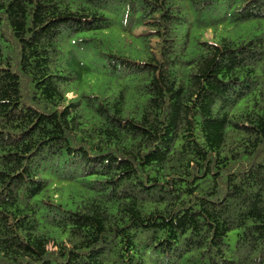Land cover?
<instances>
[{"label":"trees","instance_id":"16d2710c","mask_svg":"<svg viewBox=\"0 0 264 264\" xmlns=\"http://www.w3.org/2000/svg\"><path fill=\"white\" fill-rule=\"evenodd\" d=\"M0 264H264V0H0Z\"/></svg>","mask_w":264,"mask_h":264},{"label":"rangeland","instance_id":"374dc122","mask_svg":"<svg viewBox=\"0 0 264 264\" xmlns=\"http://www.w3.org/2000/svg\"><path fill=\"white\" fill-rule=\"evenodd\" d=\"M189 10V18L195 19V14L191 9V6H187ZM255 21H244V22H235V21H224L217 25H210L208 27L200 26L199 24L190 25L192 29V45L196 43L198 39H216L219 40L220 37H230L233 39L239 38H249L255 33H259L260 30L254 24ZM142 27L136 31L138 33ZM110 42V48L112 50H122L125 53L132 54L136 56L139 52L142 51V45L137 39L136 35L127 33L123 31L121 26L115 27V36H108ZM107 87L117 89L120 87V82L114 76L105 74L102 70L96 69L95 72L89 73L86 75L79 86L75 88L77 92H83L87 90L89 92L94 91L98 94H102ZM75 93H69V97H73Z\"/></svg>","mask_w":264,"mask_h":264}]
</instances>
